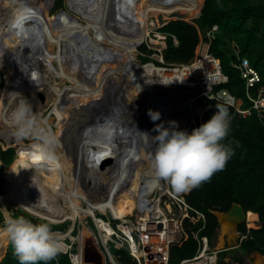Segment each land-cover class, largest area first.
<instances>
[{
	"label": "bare ground",
	"instance_id": "6f19581e",
	"mask_svg": "<svg viewBox=\"0 0 264 264\" xmlns=\"http://www.w3.org/2000/svg\"><path fill=\"white\" fill-rule=\"evenodd\" d=\"M71 1L69 11L82 16L85 22H80L78 18L65 12L47 18L45 13L52 8L54 0H0V69H5L7 74L1 108L3 109L4 104L10 113L15 107L18 92L31 102L38 118L44 119L51 128L50 118L45 117L43 109H40L44 105H36V96L40 92L46 97L43 103L54 107L57 127H62L76 140V145L65 152L59 151L56 146L57 167L43 159L37 140L25 145L23 138H20L22 146L7 171L9 184L6 197L13 199L23 211L54 224L67 219L84 220L89 215H95L96 209L105 212L109 204L127 206L125 208L133 210L131 207H139L141 200L150 201L149 198L155 192L161 195L172 193L163 180L155 181L150 167L154 143L151 137L144 134L140 136L138 131L154 136V125L163 121L167 127L169 120L177 121L178 128L181 129L187 125L191 106L187 91L181 93L175 87L177 77L165 75L154 63L138 64L137 55L132 53L133 48L136 46L137 51V44L146 39H141L142 25L153 17L147 0L123 1L124 6L129 5L124 12L126 16H121L116 21L110 18L113 0H95L90 4H85L83 0ZM152 25L153 22L148 26L146 37ZM91 30L98 37L102 35L100 38L103 40L106 36L115 46L106 47L100 40L88 37L87 33ZM39 35L42 39L41 48H37ZM55 43L58 44V49L53 53L51 47ZM50 56L58 62L60 71L57 75L62 77L63 82L71 83L60 91L57 90L58 85L48 78L50 67L46 64ZM119 80L122 81L121 84ZM125 86L129 87V101L131 97L134 102H143V109H138L134 117H131L132 111H129L122 100L123 94H126ZM77 97L88 101L101 98L102 101L94 109L92 106L88 109L69 107L68 110L63 107L66 102L71 103ZM173 104L174 109L171 111ZM148 109L158 110L161 113L160 119L150 120ZM196 111L201 114L203 110L196 107ZM87 114L95 116L92 120L83 119L86 125L92 121L91 127L81 128L82 125L80 127L71 120L73 116L81 118ZM8 115H3L0 111V118L8 119ZM181 121L184 123H180ZM87 127L90 129H84ZM131 131L136 132L130 135L134 140L137 139L133 143L134 151L132 156L121 158L122 149L127 151L129 147L127 140L130 136H127ZM0 134L8 141L14 136L9 119L8 127L0 131ZM112 158L117 163V167L114 166L118 169L117 175V171L113 172ZM83 159L91 164L86 163L84 167L87 170L80 172L79 166H82ZM65 165L72 168L74 183ZM90 166H93L92 169ZM110 168L113 171H101H109ZM84 177L86 178L83 179ZM101 180L107 182V194L90 204V191H81L79 187L99 188L97 186ZM3 198L0 194V199ZM58 200L63 204L59 205ZM84 202L87 207L86 215L83 207L81 208V203ZM154 202L156 215L162 213L160 200L156 199ZM70 208L74 212H70ZM148 211L147 214L150 215L151 211ZM119 214L121 213L117 215ZM164 222L167 230L163 237H173V225L167 220ZM71 231L72 228L67 233L53 231L61 242L62 250L67 248L64 238L71 235ZM227 235L234 238L227 227H224L220 236L222 246L226 243ZM79 240L84 249L89 242H93L91 231L85 227ZM77 260L80 262V256ZM102 264H106L104 258Z\"/></svg>",
	"mask_w": 264,
	"mask_h": 264
},
{
	"label": "trees",
	"instance_id": "16d2710c",
	"mask_svg": "<svg viewBox=\"0 0 264 264\" xmlns=\"http://www.w3.org/2000/svg\"><path fill=\"white\" fill-rule=\"evenodd\" d=\"M164 3L165 7L161 8V14L178 11L194 17L193 20L187 21L183 14H179L180 19L170 20L159 29L167 35V46L163 50L165 62L181 64L191 61L199 45L200 36L207 39V34L217 26L218 30L213 32L210 51L220 59L222 71L228 77V82L216 86V90L226 89L236 99L242 101V108H252L254 103L249 99L248 93L253 99H257L261 91L264 94V51L261 50L264 45V0H164ZM64 5V1L59 0L56 9H61ZM64 12L69 14L68 11ZM173 37L178 39V45L174 44ZM231 41L237 43L239 52L233 49ZM140 51L148 55L152 54L146 45L140 47ZM238 54L241 58L249 59L252 67L260 75V81L252 87L247 88L241 71L233 66L238 62ZM140 57L142 63L150 61L147 56ZM1 88L2 84H0ZM209 104L228 109L231 118L230 132L223 143L229 144L234 149V155L222 170L215 172L208 181L194 187L185 195L186 202L192 210L188 211V215L184 214L180 218L182 239L179 243L171 245L169 264H180L182 260L191 259L196 255L199 244L194 234L199 230V236H207L210 244L213 243L219 223L212 212H227L234 203L243 206L247 219L251 214H255L259 221L257 227L247 228L246 223L239 228L242 238L237 250L244 255L259 253L264 257V113L261 115L256 109H252L250 115L243 117L232 106L206 98L197 101L198 106ZM55 134L58 139L57 146L68 141L65 132L57 130ZM15 158V148H0L2 163L0 171L9 167ZM0 194H4L2 189ZM6 204L12 210L11 204L9 202ZM131 210L125 207H109L103 217L115 222L118 213L127 215ZM195 211L204 214L205 221L200 220ZM11 215H24L34 222L33 218L20 213L19 210L12 211ZM4 220L5 215L0 207V264H20L2 230ZM50 225L53 231H65L68 226L51 223ZM203 225L204 228L201 229ZM249 226L252 227L250 224ZM76 234L75 230L74 235ZM113 250L119 264H135L127 251ZM230 251L233 250L219 252L218 255H222L219 264H224V258ZM47 264H72V262L67 253L60 252Z\"/></svg>",
	"mask_w": 264,
	"mask_h": 264
},
{
	"label": "built area",
	"instance_id": "2783aa9c",
	"mask_svg": "<svg viewBox=\"0 0 264 264\" xmlns=\"http://www.w3.org/2000/svg\"><path fill=\"white\" fill-rule=\"evenodd\" d=\"M217 30L218 27L214 26L212 32L207 34V39L200 36V42L197 46L195 56L187 63L169 64L165 62L163 50L167 46V35L160 31L157 34L158 40L160 41L158 43L159 48L153 51L147 46L148 50L152 51V54L140 53V55L155 58L158 68L163 70L165 75L169 74L168 76L177 77L175 86L188 91V100L192 107L199 98H207L213 102L236 108L238 113L243 117L250 115L252 109H256L262 115L264 113L263 91H261L257 99H253L248 93L249 99L254 103L252 108L249 109L242 108V101H237L226 90L216 91L215 88L217 85L228 81V77L222 71L220 59L210 51L211 40L214 38L213 32ZM146 40L147 38L143 44H146ZM173 40L175 45L179 44L176 37H173ZM233 66L241 71L242 77L246 80L247 88L254 86L260 81L258 71L252 67L249 59L241 58L238 54V62L234 63ZM208 108L209 106H205L202 108V114L191 118L189 123L190 131L206 121L205 114ZM167 185L172 193L164 195L159 193L157 195L155 192L149 198L150 201L141 200L139 207H136L138 209L136 214L116 215L115 222L104 219L103 216L106 215L107 209L105 212H101V214L96 215L95 213V215L87 216L90 217L93 226L91 233L94 245L102 254L106 264H119L117 261L118 257L113 254V249L127 251L135 264H169L171 245L179 243L182 239L180 218L184 214L188 215V211L192 210L186 202L185 195L189 194L193 188L186 191L188 192L187 194H182V192L177 193L173 190L168 183ZM168 195L173 199L171 203H173L176 209V214L173 217H170L166 209L162 207L163 198ZM156 199L157 201L160 200L159 206L163 210L162 213L157 215L155 213L156 211H154V201ZM83 205L86 206V202ZM167 207L170 210L171 204L167 205ZM148 210L151 211L150 215L147 214L149 212ZM195 212L200 220L205 221L204 214ZM164 220L169 221L174 227V234L171 238L163 237V233L167 230ZM203 228L204 225L201 229ZM199 232L200 230L194 234L199 244L196 255L191 259L182 260L180 264H219L218 254L221 251L213 250L208 237L199 236ZM66 238H64V242H66ZM79 238L77 237L76 239L78 241L77 247L66 242V250L61 251L70 256L72 264H81L80 262H84L85 248L83 249L81 246ZM78 256H80V262L77 260Z\"/></svg>",
	"mask_w": 264,
	"mask_h": 264
},
{
	"label": "clouds",
	"instance_id": "9594fccd",
	"mask_svg": "<svg viewBox=\"0 0 264 264\" xmlns=\"http://www.w3.org/2000/svg\"><path fill=\"white\" fill-rule=\"evenodd\" d=\"M222 84L225 83L219 85ZM16 95L15 107L8 115L13 127V135L17 139L35 138L40 143L43 159L58 167L55 153L58 139L55 132L44 119L38 118L27 98L18 92ZM187 98H189L188 91ZM195 106L201 109L209 106L216 111L210 119L193 128L191 132L179 129L175 120H169L167 127L163 121L155 124L154 136L141 132L146 137H151L154 143L150 167L155 181L167 182L178 193L186 192L208 181L215 172L222 170L234 155V149L229 144L223 143L230 132L231 118L228 109L211 104ZM147 115L150 120L157 121L161 113L158 110L148 109ZM2 230L20 264H38V262L47 264L62 251L61 242L54 235L49 222L34 223L24 215H8L3 222Z\"/></svg>",
	"mask_w": 264,
	"mask_h": 264
},
{
	"label": "rangeland",
	"instance_id": "374dc122",
	"mask_svg": "<svg viewBox=\"0 0 264 264\" xmlns=\"http://www.w3.org/2000/svg\"><path fill=\"white\" fill-rule=\"evenodd\" d=\"M58 1L59 0H54L53 5H52V8L49 9L48 11H46L45 16L47 18H49V17L51 18L53 14H59V13H61L63 11H68L70 15H72L73 17L78 18L80 22H85V19H83L82 16L76 15L74 12L72 13L71 11H69L68 6L66 4L67 0H63L64 1V4H65L63 8L56 9V5H57ZM147 5H148L149 12L153 15V17L148 18V20L144 23V25H142V29H141L142 30L141 39L143 37L147 38L146 44H143V45H146V46H148L149 49L155 51L157 48H159L158 43L160 41L158 40V37H157V34L159 32V29L162 28L170 20L180 19L181 17H180L179 14H183V13H180V12L176 11V12H173L171 14H161L160 13L161 8L162 7H165L164 0H147ZM49 13L51 15H49ZM183 15L185 17V20H187V21H191V20L194 19V17H190V16H188L186 14H183ZM151 22H153L154 25L150 26L149 33L147 35L148 37H146V31L148 29V26L151 24ZM87 36L90 37V38H93V39L100 40L102 42V44L105 45L106 47H114L115 46V43H113L111 40H109L106 36H105V40H103V38H100V37H102V35L100 37H98V34L96 35L95 31H93V30L88 31ZM141 39L139 41H141ZM41 40H42L41 39V35H39L38 36L37 48L42 45ZM143 45H141L140 47H142ZM57 46H58V44L55 43L51 47V51L53 53H55L57 51V49H58ZM231 46L233 47V49L236 50V52H239V46L237 45L236 42L231 41ZM140 47L137 48V51H135L136 50V46H135L133 48V52L132 53L135 56L137 55L136 56V60L138 61V64L139 63L143 64L142 61H141V57H140L141 56L140 53H142L140 51ZM261 48H262L261 50L264 51V45ZM150 62L157 65L156 60L153 57H150V61L147 62V63H150ZM46 66L48 68L50 67L49 73H48V78L50 79L51 82L52 81L54 82L53 84L58 85L57 86V90L60 91L65 86H70L71 85V83L69 81L63 82L62 79H61L62 77L57 75V72L60 71V69L58 67V62L56 61V58H54L53 56L52 57L50 56L49 57V61L46 64ZM51 68H52V70H51ZM110 69L113 70L111 67H110ZM4 70L5 69H0V84H2V88L0 89V111H2L3 115H8L9 112L7 111V108H6V106H4V104H3V109L1 108L2 107L1 106V102H2V99L1 98L3 96V89H4L5 81H6L5 80V77L7 75L6 74V70L5 71ZM116 75H117V73H116ZM120 80H121V78H120ZM120 80H119V83L121 84L122 81H120ZM175 87L179 91L182 90L181 88H178L177 86H175ZM124 88H125L124 89V91H125L124 93H126V94H125V96L123 94V97H124L122 99L123 100V103H125L127 105V108L130 109L129 111H132L130 113L131 117H134L135 116L134 113H137L138 109L139 110L143 109V107H144L143 106V102L142 101H138V103L137 102H134V100L131 99V97H130V101H129L128 94H127V92L129 91V87L128 86H125ZM44 98H46V97H44V95L39 92V95L36 96V101H37L36 105L37 106H39L41 104L44 105V107H42V108L40 107V109H43L42 111L44 112V116L45 117H49L50 118L52 131H54L56 133L57 130H59L61 132H65L67 134L68 141L63 142V145H61V146H57V148H58L59 151L65 152V151L69 150L72 146H75L76 145V140L66 130H64L62 127H57L58 119H57V116L54 114V111H53V108L54 107L51 104H45L46 102L43 103ZM99 101L100 102L102 101L101 98L100 99H97V98H94L93 99L92 98V99H90L88 101V100H85L83 97H77L71 103L66 102L63 107L65 109H67L69 107H70V109H73V108H76V109H79V108L88 109V108H92L93 107L92 109H94L95 107L98 106ZM72 103H74V104H72ZM195 105H197V103H195ZM195 105L193 107L190 106V112H189V115H188L187 125L186 126H183L181 128L183 130H187L188 132H191L189 130V123H190L191 118L193 116H199V113L198 112H201V110L200 109L198 110V108H197L198 112L196 111V107L197 106H195ZM173 107H174V104L172 106V110L171 111H173V109H174ZM65 117H67V116H65ZM94 117L95 116H93L91 114H87V115H84L81 118H78V117L73 116V117H71L72 118L71 120H72V122H74V124H79L80 127L82 125L81 128H83L85 126H90L91 127V122L92 121L90 122V124L87 123V125H86V123L84 122L83 119L89 120L91 118V120H92V118H94ZM184 121H181L180 123H184ZM7 127H8V119H6V117H1L0 118V131L6 130ZM84 129H86V128H84ZM138 132H139V135L142 136V133H141L142 131L141 132L138 131ZM135 133L136 132L134 131L133 134H135ZM33 141H36V139L33 138V137H31V138H23V142H24L25 145H29ZM9 146H11L12 148H15L16 153H17L18 149L22 146V144H20V139H17L15 136H12L10 138V141H8L7 139H5L4 136H2L0 134V148H2V149L11 148ZM86 159H83L82 162H81L82 163V166H79L80 172H85L87 170V168L84 167V166H86V163L91 164V162H89V161L87 162ZM1 166H2V163L0 164V167ZM9 167H6L4 170L0 171V189H2L4 191V194H2V196H4V198H3V200L0 199V207L3 208V212H4V215H5V218L7 217V214L8 215H11V212L12 211L19 210L20 213L27 214L31 218H33L34 223H38V222H49V223H51L53 225H68L67 228H66V230L65 231H61V232L67 233L70 230V228H72L71 235L67 236L66 242L68 244H73L74 247H77L78 246L77 245L78 244V241L76 239H77V237H80L81 236L83 229L86 227L87 229H89L90 231H92L93 226L91 224L90 217H87L84 220L77 219L76 221H72L70 219H67V220H64L62 223L54 224V223H52V222H50L48 220H42L40 218L34 217L31 214L23 211L22 209H20L18 207V205L16 204V202L13 199L6 197V189H7V186L9 184L8 183V178H7V171L9 169ZM65 167L68 169L69 176L72 179V182L74 183L75 174H74L72 168L68 167L67 165H65ZM90 167L92 169L93 166H90ZM110 170L113 171L112 168H110L109 171H107L105 169H102L101 171L110 172ZM105 175H108V174H105ZM85 178L86 177H84L83 179H85ZM163 182H165V181H163ZM106 183L101 180V181H99L98 186H97L99 188H96V186H93V187H90L89 186L90 188H87L86 189V188H83V186H80L79 189L81 191H83V190L84 191L86 190L88 192L90 191L88 195L90 197V204H92V202H94L96 199H99L100 197L101 198H104L105 194H107V189L108 188H106L107 187ZM165 183H167V182H165ZM100 188H103V189H100ZM183 193L184 194H187L188 192H182V194ZM156 194L158 195L159 192H156ZM96 197H98V198H96ZM171 200H173V199L171 197H169V195L167 197L163 198L162 207L164 209H166V212L169 214L170 217H173L176 214V209L173 206V203H171ZM6 202H9L11 204L12 210H10L8 208ZM58 204L59 205H62L63 202L61 200H58ZM170 204H171V209L168 210L167 205H170ZM82 207L84 209V213H85L84 215H86L87 214V207L85 205H83V203H81V208ZM109 207L121 208V207H127V206H115V205L109 204L107 206V208H106L107 211H108V208ZM131 208H133V210L129 211L127 213V215L136 214L138 212V209L135 206L134 207H131ZM69 211L70 212H74L73 209H71V208L69 209ZM101 212L102 211H100L99 209H96L95 210L96 215L97 214H101ZM80 214H81V211H80ZM86 221H88V223H86ZM249 224L252 227H250ZM258 225H259V221H258L257 215L251 214L250 217H249V219H247V228H254V227H257ZM223 228L224 227H219L218 228L217 233H216V236L213 239V243H211V246H212L213 250H215V251L233 250V251H230V253L228 254V256L226 258H224V264H263L264 257L261 256L259 253H253L251 255H244L240 251L237 250V247L239 245V242H240L242 236H241V234H238L235 231H229V233L232 234L234 236V238H229V235H227L226 238H225L226 239V243L224 244V246H222L221 243H220V236H221V233H222ZM227 229H228V227H227ZM75 230L77 231V234L76 235H74V231ZM113 252H115V251L113 250ZM218 256H219V260L222 259V255H218Z\"/></svg>",
	"mask_w": 264,
	"mask_h": 264
},
{
	"label": "water",
	"instance_id": "95a60500",
	"mask_svg": "<svg viewBox=\"0 0 264 264\" xmlns=\"http://www.w3.org/2000/svg\"><path fill=\"white\" fill-rule=\"evenodd\" d=\"M83 1H85V4H90V3L94 2L95 0H83ZM123 1H125V0H113L112 12L110 13V18L113 21L120 19L121 16H123V17L126 16L124 14V12H126L125 10L127 9V7L129 5L126 4L127 6H124ZM71 2H72L71 0H67L66 4H67L68 8L71 6ZM78 2H80V1L78 0ZM122 7H124L123 11L119 12V9H121ZM142 43L143 42L137 44V48H139L142 45ZM180 92L183 93V91H180ZM215 111H216L215 108L210 107L208 109V111L206 112L205 120L207 121L208 119H210L211 116L215 113ZM88 128L90 129V127H87L86 129H88ZM130 135H133L132 131L129 132L127 138ZM130 137H129V140H127V142L129 141V143H128L129 147H128L127 151L122 149V151L120 152L121 158H122V156H123V158H128V157L132 156V153H133L134 147H135L133 143H134V141L137 142V139L134 140L133 137H131V138ZM9 147H11V146H9ZM121 158H119V159H121ZM112 161H113V170H114L113 172H115L118 170V169L116 170V168H114V166H116L117 163L115 164V158L114 159L112 158ZM117 174H118V171L116 172V175ZM212 213L217 218L218 223H219V227H228L229 231H235L238 234H240L239 228L242 225L247 223V214H246L243 206L238 204V203H234L232 205V207L230 208V210L227 212L213 211ZM83 260L86 264H102L103 256L99 252L97 247L94 245V242H89L85 246Z\"/></svg>",
	"mask_w": 264,
	"mask_h": 264
}]
</instances>
